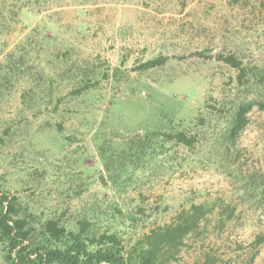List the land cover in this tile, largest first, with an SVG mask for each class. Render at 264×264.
Segmentation results:
<instances>
[{
    "label": "rangeland",
    "instance_id": "1",
    "mask_svg": "<svg viewBox=\"0 0 264 264\" xmlns=\"http://www.w3.org/2000/svg\"><path fill=\"white\" fill-rule=\"evenodd\" d=\"M260 70L264 0H0V184L38 219L88 218L136 253L202 204L160 245L166 264H264V110L228 136ZM173 128L201 140L128 149Z\"/></svg>",
    "mask_w": 264,
    "mask_h": 264
},
{
    "label": "trees",
    "instance_id": "2",
    "mask_svg": "<svg viewBox=\"0 0 264 264\" xmlns=\"http://www.w3.org/2000/svg\"><path fill=\"white\" fill-rule=\"evenodd\" d=\"M221 60L238 69L240 82L247 77L242 62L235 56L222 57ZM159 62V59L149 60L144 66L152 68ZM252 78L261 99L241 101L235 106L228 133L232 144L246 127L248 113L253 107L258 105L264 110V70L254 73ZM157 137L162 138L164 144L173 143L185 148H191L201 140L199 134L187 129L156 130L133 136L128 140V149L151 151ZM202 208V204L193 207L191 224L194 227L201 221L195 213ZM189 220L154 231L155 241L136 253V248L127 249L118 232L100 231L88 218L78 219L77 229L67 228L56 218L38 219L0 184V244L4 245L8 264H166L167 259H161L159 255L160 245L191 232L193 227L188 226Z\"/></svg>",
    "mask_w": 264,
    "mask_h": 264
}]
</instances>
